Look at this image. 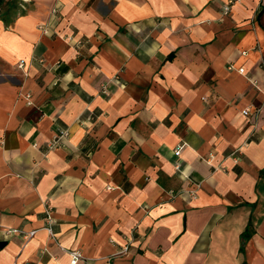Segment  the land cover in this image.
<instances>
[{
    "label": "crops",
    "instance_id": "1",
    "mask_svg": "<svg viewBox=\"0 0 264 264\" xmlns=\"http://www.w3.org/2000/svg\"><path fill=\"white\" fill-rule=\"evenodd\" d=\"M227 2L0 0V264H264V0Z\"/></svg>",
    "mask_w": 264,
    "mask_h": 264
},
{
    "label": "built area",
    "instance_id": "2",
    "mask_svg": "<svg viewBox=\"0 0 264 264\" xmlns=\"http://www.w3.org/2000/svg\"><path fill=\"white\" fill-rule=\"evenodd\" d=\"M23 2H25L26 0H22ZM236 0H228V2L223 6V9H222V13L224 15H227L229 10H230V7L231 5L235 2ZM42 29V28H41ZM42 31L45 33L46 30L43 28ZM229 69H232V67H230ZM239 73H243V69H239L238 70ZM249 113V109L246 108L242 111V115L246 116L248 115ZM68 132L65 130V131H61L59 132V134L55 135L54 138L50 141V143L48 144L47 148L48 150H52L56 147H58V145L61 143V141L65 138L68 137ZM182 147H178V149L175 150V154L178 155L179 152H180V149ZM176 168L178 169V167L176 166ZM47 231L49 233L50 236H53L52 232H51V229L48 227L47 228ZM6 233L8 235H15V234H19L22 236L23 240L26 242L28 241L30 238H32L35 234V231H30V232H22V231H19V230H7ZM128 248H129V245H125L121 250H119L118 252H116L114 255L115 256H122V255H125L127 252H128ZM68 253V256H69V263L68 264H77L78 262L80 261H86L84 259V257L82 256L81 252L79 251H70V252H67Z\"/></svg>",
    "mask_w": 264,
    "mask_h": 264
}]
</instances>
